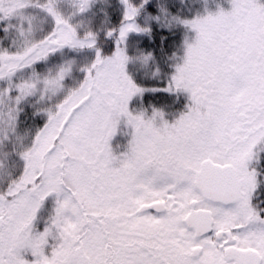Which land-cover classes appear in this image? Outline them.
I'll return each instance as SVG.
<instances>
[{
    "label": "snow or ice",
    "instance_id": "obj_1",
    "mask_svg": "<svg viewBox=\"0 0 264 264\" xmlns=\"http://www.w3.org/2000/svg\"><path fill=\"white\" fill-rule=\"evenodd\" d=\"M0 264H264V0H0Z\"/></svg>",
    "mask_w": 264,
    "mask_h": 264
}]
</instances>
